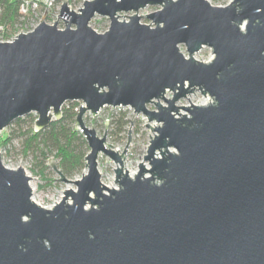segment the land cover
Returning a JSON list of instances; mask_svg holds the SVG:
<instances>
[{"label":"water","instance_id":"water-1","mask_svg":"<svg viewBox=\"0 0 264 264\" xmlns=\"http://www.w3.org/2000/svg\"><path fill=\"white\" fill-rule=\"evenodd\" d=\"M148 5L160 6L143 15L154 26L141 22ZM46 12L0 42V132L30 113L39 132L82 102L87 173L71 180L48 158L76 189L46 208L25 169L0 157V264H264V0H85L79 11L62 0L64 29ZM96 15L110 19L104 33ZM204 47L207 62L195 57ZM197 89L212 102L177 105ZM107 106L133 108L156 132L134 177L127 150L107 143L108 120L103 137L84 121ZM100 154L122 165L118 188L102 182Z\"/></svg>","mask_w":264,"mask_h":264},{"label":"rangeland","instance_id":"rangeland-1","mask_svg":"<svg viewBox=\"0 0 264 264\" xmlns=\"http://www.w3.org/2000/svg\"><path fill=\"white\" fill-rule=\"evenodd\" d=\"M230 1L231 0H209V2L215 6H225L229 4ZM83 3L84 0H73L72 2H69V5L72 10L79 11V8L83 7ZM61 5L62 0H57L55 8L47 12L44 7H41V9L37 12V19H39L38 22H40V19L46 12L47 23L54 24L57 21L59 28L64 29L65 25L62 19L58 17L60 15ZM159 9L160 6L151 5L140 9L139 15L142 16L141 22L145 24L151 23V25H153L152 22L143 15L150 14ZM132 14V11L121 12L120 19L128 20V16ZM90 26L97 32L104 33L110 26V19L106 16L96 15L90 22ZM181 51L185 55H188L184 45L181 46ZM195 57L198 60L207 62L210 61L214 57V55L211 48L204 47L195 54ZM212 100L213 99L210 96H203L200 91H196L188 95L187 98L181 99L177 103V105L187 106L191 103H207L212 102ZM161 102L166 105L164 101L161 100ZM81 104L82 102H80V105ZM148 108L151 110H157L154 104L151 107L148 106ZM121 111L125 113L124 120L126 121V125L124 131L122 130L116 133L112 130L110 122L114 118V116H119ZM180 111L185 112L182 109ZM31 115L34 116L33 122H31L30 117H25L27 115L21 117V119L24 120L21 125L22 130L19 131L17 124L13 122L0 132V157L2 159V162L9 168H18L20 166L23 167L26 173L31 177L30 183L33 188L32 198L38 201L41 206L52 208L55 204H57V202H60L63 199L64 190L76 189V186L73 183L60 180L61 174H59L51 164H48V158H51L54 160V164L56 165L57 170H60V168L58 167L59 160L55 157V152L48 153L45 157L39 150H26V142L28 137L26 131L32 125L34 127L35 120L37 118L36 113H31ZM106 120H108L109 122L107 143L112 144L114 146V150L116 152L118 151V153L121 155L124 150H127L125 158H122V160H124L129 171H135L136 173H138L139 163L144 162V155H146L147 153V149L151 139L156 134L155 130H152L151 127H147L145 125L149 123L145 115L137 114L131 110L123 108L119 109L107 106L102 108L96 116H92L91 113L88 112L84 117L86 125L95 128L97 134L100 137H103L104 135ZM131 121H133V125H131ZM150 125L155 128V126H159L160 123L153 121L150 122ZM129 128L131 130L132 140H130V142H128ZM12 133H15L14 136H12V140L7 145L2 144L1 139H3L6 135H12ZM150 135L152 137H150ZM146 164L148 167L149 165L147 162ZM118 167L119 164L114 162L110 157L106 156L105 154L99 155L98 169L101 173V180L105 185H112L114 188L119 187L118 183L115 182V169H117ZM86 173L87 168L85 165V167L82 168L81 172L77 173L75 176L71 178L65 176L64 174L63 176L71 180H77L81 179L82 176Z\"/></svg>","mask_w":264,"mask_h":264},{"label":"trees","instance_id":"trees-1","mask_svg":"<svg viewBox=\"0 0 264 264\" xmlns=\"http://www.w3.org/2000/svg\"><path fill=\"white\" fill-rule=\"evenodd\" d=\"M23 0H0L1 19L4 23L14 27L19 22V8ZM73 0H69L72 2ZM80 107L79 101H69L63 105L62 118L58 121L53 120L45 129L35 132L33 125L27 129L28 135L26 150H39L46 157V154L55 152V157L59 160L58 167L63 174L69 178L81 172L85 167L86 155L89 152L88 144L75 127V120ZM25 117H30L31 122L34 116L31 113ZM125 113L120 112L119 116H114L110 126L114 132L124 131L126 121ZM19 131L22 130L23 119L18 118L14 121ZM13 123V122H12ZM12 135H6L1 139V143L7 145Z\"/></svg>","mask_w":264,"mask_h":264},{"label":"built area","instance_id":"built-area-1","mask_svg":"<svg viewBox=\"0 0 264 264\" xmlns=\"http://www.w3.org/2000/svg\"><path fill=\"white\" fill-rule=\"evenodd\" d=\"M56 3L57 0H23L19 8V13H20L19 22L16 23L14 27L2 21L1 11H0V42L13 41L19 33L29 32L33 30L39 24L38 22L39 19H37L38 17L37 12L41 9V7H44L45 9H47V11H51L55 8ZM172 96L173 94L167 90L165 97L172 98ZM154 102H156V100ZM154 102L148 104V106L151 107L153 104L155 105ZM208 103L210 102L201 103V104L206 105ZM193 104L201 105L200 103H193ZM115 108H119V109L123 108L135 112L134 109L129 106L128 107L120 106Z\"/></svg>","mask_w":264,"mask_h":264},{"label":"bare ground","instance_id":"bare-ground-1","mask_svg":"<svg viewBox=\"0 0 264 264\" xmlns=\"http://www.w3.org/2000/svg\"><path fill=\"white\" fill-rule=\"evenodd\" d=\"M168 91H169V90H168ZM196 91H198V89L195 90L194 92H196ZM166 92H167V91H166ZM169 92H171V93L173 94L172 91H169ZM194 92H193V93H194ZM165 94H166V93H165ZM190 94H192V93H189L188 95H190ZM188 95H187L185 98H187ZM182 99H183V98H182ZM180 100H181V99H180ZM180 100H179V101H180ZM179 101H178V102H179ZM178 102H177V103H178ZM192 104H193V103H192ZM200 104H201V103H200ZM190 105H191V104H189V105H187V106H190ZM201 105H202V104H201ZM180 110H181V109H180ZM180 110H179V114L181 113L180 115H179L178 113H175L177 117H180L182 114L186 113V112H181ZM123 159H124V157H123ZM122 161H123V163H124V164H123V167H124V168H123L122 170H124V171L126 172V170H128V169H127V166H126L124 160H122ZM119 167L122 168V165L119 164ZM128 173H129V175L132 176V177H134V176L137 174L135 171H129V170H128ZM145 175H148V173H146ZM107 186L110 187V188H114L112 185H107ZM31 187H32V186H31ZM32 190H33V188H32ZM33 200H34L37 204H39L38 201H36L35 199H33ZM57 203H59V202H57ZM39 205H40V204H39Z\"/></svg>","mask_w":264,"mask_h":264}]
</instances>
